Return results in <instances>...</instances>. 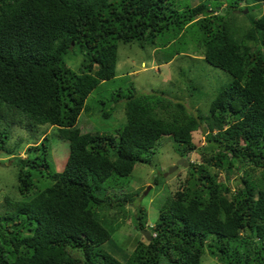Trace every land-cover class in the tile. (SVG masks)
<instances>
[{
  "label": "trees",
  "instance_id": "trees-1",
  "mask_svg": "<svg viewBox=\"0 0 264 264\" xmlns=\"http://www.w3.org/2000/svg\"><path fill=\"white\" fill-rule=\"evenodd\" d=\"M261 4L229 0L218 11L210 0H0V151L17 156L18 143L5 145L13 126L55 127L68 145L59 170L47 159L45 134L33 156L17 158L19 198L0 202V264H203L205 252L221 264H264V14L241 33L234 28L243 8ZM189 24L200 32L202 59L229 76L209 95L205 115L136 93L125 96L113 134L78 128L81 112L89 113L85 97L115 75L119 42L152 43ZM73 46L83 55L79 73L63 61ZM201 118L204 145L195 147L191 131ZM162 135L181 156L198 153L199 163L188 165L150 227L145 208H135L138 243L120 260L101 245L133 199L123 179ZM35 174L49 184L35 185Z\"/></svg>",
  "mask_w": 264,
  "mask_h": 264
},
{
  "label": "rangeland",
  "instance_id": "rangeland-1",
  "mask_svg": "<svg viewBox=\"0 0 264 264\" xmlns=\"http://www.w3.org/2000/svg\"><path fill=\"white\" fill-rule=\"evenodd\" d=\"M200 1L203 0H176V3L193 6ZM210 1L213 7L217 6L218 11L229 2V0ZM217 2H220L219 6L216 5ZM207 6H209L208 2ZM260 14H264L263 4L249 8L247 12L237 14L235 17L234 13H228L235 18L234 28L237 29V33H241L249 25V19L256 18ZM82 58L83 55L77 46H73L63 55L65 65L75 73H79ZM114 71L115 75L112 79L100 82L85 97L84 102L89 107V113L84 116L86 112L85 114L81 112L76 123L81 131L113 134L116 127L123 125L124 96L128 91L165 95L172 102L183 103L193 115H205L209 95L229 80L226 72L207 64L202 59L200 32L196 24H189L178 32L170 29L162 35L155 36L152 43L145 40L142 43L137 40L119 42ZM100 110L102 112L110 110L111 113L105 118L101 116ZM43 134L46 135V140L43 142L47 143V159L53 169L61 168L68 145L55 127L38 125L32 132L18 126L11 127L5 145L11 147L14 143H18L15 147L17 156L12 157L0 151V202L4 196L19 198L16 192L17 158L25 159L33 156L39 149ZM192 143L196 146L203 145L202 134L194 132ZM34 146L36 147L32 151ZM175 146L170 136L163 135L155 152L144 154L148 161L136 162L130 174L123 179L128 181L127 191L132 193L133 199L119 209L120 225L111 235L112 241L101 245L103 250L120 260L138 243L139 236L134 228L135 208L139 205L143 206L146 210V221L152 225L165 197L176 189L186 175L188 162L199 159V154L192 151L187 153L185 167L178 165L182 159ZM254 174L258 175L259 169H255ZM218 176V179H222L223 172H219ZM235 177V174L228 177L230 192L234 191ZM33 182L39 187L49 184L46 178L38 174L34 175ZM101 210V213L109 216L110 213L104 211L110 212V210L107 208ZM202 261L203 264H221L207 252L203 255Z\"/></svg>",
  "mask_w": 264,
  "mask_h": 264
},
{
  "label": "clouds",
  "instance_id": "clouds-1",
  "mask_svg": "<svg viewBox=\"0 0 264 264\" xmlns=\"http://www.w3.org/2000/svg\"><path fill=\"white\" fill-rule=\"evenodd\" d=\"M244 9V8H243ZM236 10V9H235ZM237 10H239V9H237ZM247 12V11H246ZM237 13H239V12H237ZM72 44V43H71ZM112 79V78H111ZM103 82V81H102ZM137 93H139V92H137ZM127 94H136L135 92H129L128 91V93ZM126 94V95H127ZM125 95V96H126ZM125 96H124V100H125ZM164 97H166L165 95H164ZM167 98V97H166ZM199 123V127L196 129V130H193V131H191V142H192V135H193V133L194 132H199L200 134H202V137H203V141H204V138H205V136H204V132H203V129H204V118H201V120L198 122ZM213 132H215V131H213ZM163 136V135H162ZM161 136V137H162ZM167 136H170V135H167ZM194 144V143H193ZM195 145V144H194ZM203 145H204V143H203ZM202 146V145H201ZM195 147H197L196 145H195ZM178 152V151H177ZM189 152H192V151H189ZM189 152H187V153H189ZM194 152V151H193ZM186 156H187V154L185 155V156H181L180 155V158L182 159V162H183V164L184 165H182L181 163H179L178 165H182L183 167H185V162L187 161V158H186ZM192 164V163H195V164H197V163H199V159L197 160V161H195V162H188V165L189 164ZM188 167V166H187ZM186 167V168H187ZM171 194V193H170ZM169 194V195H170ZM167 197V196H166ZM165 197V198H166ZM151 225H147V227H150ZM142 230H146V231H148L149 232V236L151 237V235H150V231L148 230V228H145V229H142ZM141 234V233H140Z\"/></svg>",
  "mask_w": 264,
  "mask_h": 264
},
{
  "label": "water",
  "instance_id": "water-1",
  "mask_svg": "<svg viewBox=\"0 0 264 264\" xmlns=\"http://www.w3.org/2000/svg\"><path fill=\"white\" fill-rule=\"evenodd\" d=\"M246 11H247L246 8H244V9L241 10L242 13H245ZM234 12L237 13V12H239V10L236 9V10H234ZM181 164L184 165L183 162H181ZM140 233H141V235H143L147 240L150 239V236H149V232H148V231H146V230H140Z\"/></svg>",
  "mask_w": 264,
  "mask_h": 264
}]
</instances>
